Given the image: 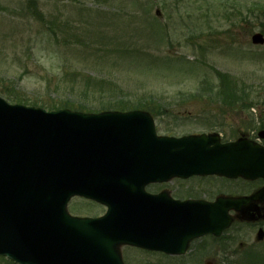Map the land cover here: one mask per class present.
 I'll return each mask as SVG.
<instances>
[{
  "label": "rangeland",
  "instance_id": "374dc122",
  "mask_svg": "<svg viewBox=\"0 0 264 264\" xmlns=\"http://www.w3.org/2000/svg\"><path fill=\"white\" fill-rule=\"evenodd\" d=\"M253 1L264 3L0 0V95L45 108L70 102L74 108L85 110L112 101L153 96L164 98L169 106L170 116L160 118L161 125H176L172 114L187 118L180 127L181 135L208 131L205 129L211 124L215 128L219 124L216 132H222L227 140L247 134L257 137L258 128L254 126H260V118L264 119L263 105L235 110L217 104L218 96L212 93L195 97H215L210 104L187 95L205 81L217 84L213 74L221 72L234 76L239 84L264 99V44L251 41L254 33L262 31L263 18L256 17L255 12L248 16L251 11L245 10L254 5ZM224 7L234 13L230 15ZM238 10L247 13L245 19L237 17ZM152 20H156L153 26ZM135 48L150 57L160 54L162 59L150 60ZM97 79L102 82L94 84ZM84 90L89 94L83 95ZM203 117H209V121ZM201 182L203 186L215 184L219 194L243 191L240 180L229 183L211 177ZM75 204L85 212L95 211V206L80 201ZM256 251L263 254L261 248ZM121 252L127 264H174L156 252L145 253L130 246H122ZM245 253H237L238 259ZM246 261L264 264L261 256ZM0 264L10 263L0 257Z\"/></svg>",
  "mask_w": 264,
  "mask_h": 264
},
{
  "label": "water",
  "instance_id": "95a60500",
  "mask_svg": "<svg viewBox=\"0 0 264 264\" xmlns=\"http://www.w3.org/2000/svg\"><path fill=\"white\" fill-rule=\"evenodd\" d=\"M252 40L264 43L261 33ZM124 120L130 122L127 131L118 123ZM141 120L148 128L135 123ZM136 130L148 137L143 154L157 153L161 159L164 153L170 161L178 155L182 162L161 168L145 165L141 184L193 173L264 178V147L245 139L221 144L206 135L157 137L143 111L47 112L0 98V254L21 264H123L118 251L122 243L182 252L195 236L220 234L230 224L229 209L242 210L249 201L264 199L262 187L247 198L181 203L174 215L147 212L149 195L135 191L132 179L115 178L120 163L135 157L127 140ZM259 135L264 138V130ZM140 146L133 144L132 151ZM135 192L146 202L143 211L135 210ZM74 194L98 199L109 209L100 218L72 217L66 205ZM191 209L196 221L181 222L179 230L172 227L171 220L187 217Z\"/></svg>",
  "mask_w": 264,
  "mask_h": 264
},
{
  "label": "flooded vegetation",
  "instance_id": "af4514ba",
  "mask_svg": "<svg viewBox=\"0 0 264 264\" xmlns=\"http://www.w3.org/2000/svg\"><path fill=\"white\" fill-rule=\"evenodd\" d=\"M157 125L160 126L158 121ZM217 125V128H215V124H211L207 130L210 132L215 131V129L219 128V124ZM160 132L162 134L167 133L166 126L162 125ZM201 178L200 176L188 179L173 178L164 183L149 184L146 189L154 194L166 193L168 197H172L175 200L214 201L220 195L216 191L215 184L211 183L203 186ZM260 228L264 229V211L263 214L260 213L257 219L242 221L240 219L236 220L235 217L232 226L222 236L206 235L195 239L189 244L185 254L181 256L168 255V257L179 264H232L236 258L235 254L238 252L246 251L243 259L255 254H261V252L256 250L260 248V244H263L264 240L255 241L256 233ZM235 244H238L236 248Z\"/></svg>",
  "mask_w": 264,
  "mask_h": 264
},
{
  "label": "trees",
  "instance_id": "16d2710c",
  "mask_svg": "<svg viewBox=\"0 0 264 264\" xmlns=\"http://www.w3.org/2000/svg\"><path fill=\"white\" fill-rule=\"evenodd\" d=\"M259 9L262 11V17H263V26H264V5H260ZM141 54H143L144 56L148 57L149 59L151 58L147 53H144L143 51H140ZM170 59V58H169ZM227 75H221V81L219 84L217 91L215 92V95L220 96V97H225V98H243V97H251L253 96L252 91H247L246 87L243 86L242 84H239L238 80H232L229 81V79L227 78ZM90 80H92V78H90ZM102 79H97L94 81V84H98ZM213 87L209 84H206L205 86H203V90H210ZM215 91V90H214ZM89 91L88 90H84L83 91V95H88ZM259 96H253L252 98H257ZM70 102H67L66 104L62 105L64 107H73L72 105L69 104ZM156 106H160V103H157L155 105H153L151 102H148L147 100H137V101H133V100H128V101H112L110 103L102 105L101 108L104 109H120V110H127V109H131V108H142V109H146L149 110L151 112H155V110H153V107ZM159 112V111H157Z\"/></svg>",
  "mask_w": 264,
  "mask_h": 264
}]
</instances>
